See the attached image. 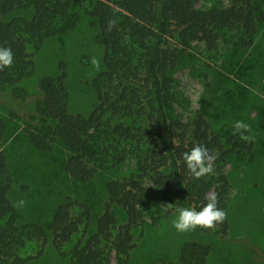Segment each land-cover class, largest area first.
<instances>
[{
  "label": "trees",
  "instance_id": "obj_1",
  "mask_svg": "<svg viewBox=\"0 0 264 264\" xmlns=\"http://www.w3.org/2000/svg\"><path fill=\"white\" fill-rule=\"evenodd\" d=\"M196 2L0 0V46L13 52V65L0 71V102L7 106L11 119L25 122L30 149L43 156L44 168L39 173L45 181L36 180L33 192L38 195L44 192L43 187L55 192L65 180L63 169L82 197V201H76L81 206L78 214L72 213L76 202L67 200L42 218L24 220L23 216H36L23 212L27 207H36L39 199L20 197L16 184L24 176H38L25 160L22 165L13 162L9 148L3 147L19 137L9 118L0 112V264H25L38 258L51 238L63 252V246L83 226V235L69 252L68 264H109L111 249L116 250L117 264H134V230L144 223L150 210L157 212L167 204H172V209L199 210L207 203L205 194L215 191L218 208L227 213L231 182L225 165L233 161L241 167L249 165L245 160L255 159L257 145L264 143V101H253L259 108L256 120H249L255 141L245 143L233 135L232 118L216 132L209 113L200 111L185 118L178 112L176 105L181 104L182 93L174 89L172 72L196 42L215 50L225 39L234 45L237 56L251 49L245 59L250 66L244 65L246 68L260 64L256 51L262 43L264 0H217L206 7H198ZM21 10L32 12L31 17L15 15ZM85 16L99 26L98 41L105 47L106 66L94 79L97 103L88 116L70 112L65 73L44 77L35 95L21 86L36 69L30 47L39 50L46 39L76 29ZM110 20L116 21L111 31ZM246 73L243 71L242 76ZM245 92L246 88L238 83L227 87L225 96L233 99L241 94L251 103ZM196 145L218 154L215 175L199 180L188 176L182 153ZM57 146L67 149V154L59 158V166L55 165L57 158L53 162L50 156ZM120 168L124 175L103 181L107 198L98 205L100 177L108 169ZM148 179L153 194L146 186ZM20 200L26 205L14 207ZM229 227L227 213L222 224L202 230L224 238ZM35 239L41 242L37 255L22 256V249ZM247 249L258 257L255 246ZM210 253L209 243L186 240L175 260L162 257L137 264H208Z\"/></svg>",
  "mask_w": 264,
  "mask_h": 264
},
{
  "label": "rangeland",
  "instance_id": "obj_2",
  "mask_svg": "<svg viewBox=\"0 0 264 264\" xmlns=\"http://www.w3.org/2000/svg\"><path fill=\"white\" fill-rule=\"evenodd\" d=\"M217 0H197L198 7H206ZM228 1V0H226ZM15 15L31 17L32 12L21 10ZM229 33V35L233 34ZM99 26L89 16H85L79 26L65 34L56 35L46 39L39 50L30 47L31 57L35 61V72L26 77L21 86L29 91L30 95L38 93L40 82L44 77H58L65 73V83L69 90V109L74 114L90 115L97 103V92L94 87V79L105 70L104 44L98 41ZM173 41V39H172ZM262 43L256 51L262 63L254 67L246 64L245 59L251 53V49L235 53V47L226 39L220 43L218 49L210 50L202 42H196L194 47L185 52L183 60L173 70L174 89L181 95V104H177V111L185 118L193 116L196 112L209 113V118L216 132L231 122L245 120H256L259 114L258 106L254 100L264 101V26L261 29L260 40ZM239 51V50H238ZM92 57L99 59L101 68L96 71L90 60ZM245 65V66H244ZM260 66V67H259ZM243 71L247 73L242 76ZM254 82H249L253 80ZM240 83L246 88V95L252 101L247 103L241 98V94L233 99L225 96L227 87H236ZM8 108L0 102V112L6 115L12 127L17 129L18 140L11 139L3 147L10 153L13 162L23 163L25 160L32 168L36 176H24L18 180L16 191L20 197L28 199H39L36 207H27L24 214L35 213L34 218L23 216L24 220H35L49 214L51 209L63 201H82L79 187L63 169V180L56 191L43 187L44 192L35 195V181H45L43 174V161L40 154L30 149L25 122L20 119L10 118ZM225 111L226 115L222 113ZM228 111V113H227ZM236 115V116H233ZM223 116H226L223 117ZM232 118V119H231ZM17 141V142H16ZM17 147V148H16ZM30 152V156L24 153ZM20 153V157L13 156ZM50 155L56 164L59 158L67 154L65 147L57 146ZM256 157L248 164L237 167L233 161L225 165V171L231 182V190L227 200V213L230 222L226 237L218 238L213 233L197 228L195 231L181 234L172 226L176 219V208L164 206L157 212L152 210L146 216V220L134 230L135 247L132 250V261L134 264L140 262H154L162 257L176 259L180 245L186 240H202L211 246L208 264H264V143L257 145ZM27 156V159H22ZM248 159L249 157L246 156ZM247 166L246 171L243 168ZM125 172L120 169H108L100 177L98 193L100 203L107 196L103 192V181L110 177H120ZM34 176V175H33ZM55 182L53 185H55ZM28 189L24 190L23 186ZM146 186L150 194L154 188L152 181L146 180ZM31 194V195H30ZM14 195V194H13ZM72 213L78 214L81 206L77 202L72 206ZM98 207V206H97ZM156 207V206H155ZM102 206L98 209H101ZM84 226L76 233L73 239L63 246V252L56 248L52 238L45 245L44 252L38 258H31L25 264H68L70 250L78 239L83 235ZM258 249V257L251 254L247 249L249 246ZM41 248L39 240L30 241L21 251V255H37ZM66 253V254H64ZM109 264H117V253L115 249L109 252Z\"/></svg>",
  "mask_w": 264,
  "mask_h": 264
},
{
  "label": "clouds",
  "instance_id": "obj_3",
  "mask_svg": "<svg viewBox=\"0 0 264 264\" xmlns=\"http://www.w3.org/2000/svg\"><path fill=\"white\" fill-rule=\"evenodd\" d=\"M108 30L111 31L116 21L108 22ZM92 67L99 71L101 64L98 58L92 57L90 60ZM13 65V52L9 47L0 46V71L10 68ZM233 135L238 136L245 143H253L255 136L252 134L251 125L243 120H237L232 125ZM218 159L217 153L210 152L203 145H196L190 151L182 153V160L186 166L187 174L192 179L199 180L205 176L215 175V162ZM204 199L207 203L199 210L195 208H176L178 214L173 220L172 226L177 232L184 234L200 229H214L218 224H222L227 218L226 211L218 208V194L215 191H209L205 194ZM26 201H17L13 206L22 208ZM169 208L172 204H167Z\"/></svg>",
  "mask_w": 264,
  "mask_h": 264
}]
</instances>
